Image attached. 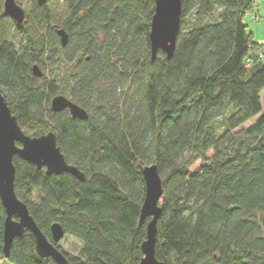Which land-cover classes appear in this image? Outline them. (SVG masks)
I'll return each instance as SVG.
<instances>
[{"label":"trees","instance_id":"trees-1","mask_svg":"<svg viewBox=\"0 0 264 264\" xmlns=\"http://www.w3.org/2000/svg\"><path fill=\"white\" fill-rule=\"evenodd\" d=\"M252 2L181 0L173 55L151 60L155 0H31L20 26L0 0V91L26 134L53 131L84 173V181L48 175L12 159L14 192L41 231L50 239L58 222L79 241L77 255L62 251L67 264H138L149 220L139 223L141 169L151 163L163 187L158 260L264 264V54L244 23ZM59 94L88 118L54 113L49 102ZM5 217L0 201L1 261L55 264L38 256L27 230L5 258Z\"/></svg>","mask_w":264,"mask_h":264},{"label":"water","instance_id":"water-1","mask_svg":"<svg viewBox=\"0 0 264 264\" xmlns=\"http://www.w3.org/2000/svg\"><path fill=\"white\" fill-rule=\"evenodd\" d=\"M42 6L46 0H35ZM3 13L12 19L17 26L25 20V9L16 0H3ZM181 0H155L154 13L151 17L149 43L151 60H155L157 52L161 51L170 58L176 46L180 32ZM60 43L65 46L68 36L63 29H57ZM32 73L36 77L42 76L37 64L32 66ZM50 108L54 113L65 109L73 118L86 120L88 112L76 102L59 94L50 99ZM31 162L36 169L43 168L46 174L60 175L63 172L84 181V173L75 165H71L64 158L60 147L57 146L53 131L31 136L26 134L18 125L17 117L12 114L4 94L0 91V201L4 207L5 219L3 222L2 239L3 254L7 258L10 245L16 237L27 230L35 238V248L39 257L50 258L55 264H67V258L57 247V243L64 237L62 226L54 222L50 226V236H46L37 226L32 215L29 214L27 204L17 197L14 192L15 166L13 157ZM144 181V196L140 207L139 223L145 226V239L141 244L143 257L138 264H164L155 255L156 225L161 213L160 203L163 195L162 180L157 165L151 163L141 169Z\"/></svg>","mask_w":264,"mask_h":264},{"label":"rangeland","instance_id":"rangeland-1","mask_svg":"<svg viewBox=\"0 0 264 264\" xmlns=\"http://www.w3.org/2000/svg\"><path fill=\"white\" fill-rule=\"evenodd\" d=\"M18 4L23 6L25 11L29 8L31 0H16ZM252 10H250L244 17V23L246 24L248 32H251V38L254 42L261 44V52L264 54V0H253L252 2ZM254 19V21H252ZM49 72H46V74ZM55 75H60L62 71L58 70L54 71ZM261 104L264 107V89L261 91ZM68 98V96H66ZM256 119H250L248 122L244 123L241 128H246L249 123L253 122ZM208 155H212V151L208 152ZM200 162L196 161L195 165L190 169L191 171L196 170L200 166ZM36 195L31 197V201H36ZM57 247L60 248L61 251L67 253L69 255H77L80 249V243L78 240H75L71 236L65 235L58 243ZM0 264H5L4 261L0 260Z\"/></svg>","mask_w":264,"mask_h":264},{"label":"built area","instance_id":"built-area-1","mask_svg":"<svg viewBox=\"0 0 264 264\" xmlns=\"http://www.w3.org/2000/svg\"><path fill=\"white\" fill-rule=\"evenodd\" d=\"M258 58L261 59L262 58V55H259ZM246 67H247V65H246Z\"/></svg>","mask_w":264,"mask_h":264},{"label":"flooded vegetation","instance_id":"flooded-vegetation-1","mask_svg":"<svg viewBox=\"0 0 264 264\" xmlns=\"http://www.w3.org/2000/svg\"><path fill=\"white\" fill-rule=\"evenodd\" d=\"M65 110H67V109H65ZM68 111V110H67Z\"/></svg>","mask_w":264,"mask_h":264}]
</instances>
